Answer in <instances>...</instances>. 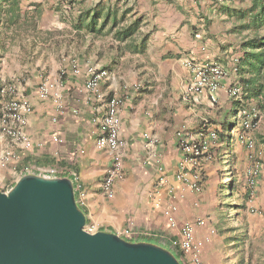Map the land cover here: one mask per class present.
I'll return each instance as SVG.
<instances>
[{"label": "crops", "instance_id": "0c3cea01", "mask_svg": "<svg viewBox=\"0 0 264 264\" xmlns=\"http://www.w3.org/2000/svg\"><path fill=\"white\" fill-rule=\"evenodd\" d=\"M68 1V14L63 15ZM35 6L40 37L32 47L15 49L32 63L22 69L30 76L13 94L31 106L25 133L32 148L22 150L0 134V157L8 150L18 156L6 173L0 171L5 190L25 175L69 179L86 224L95 232L151 244L181 259L170 246L178 238L177 228L164 215L170 209L178 225L192 228L202 262L221 264L226 230L220 193L226 180L224 149L233 156L229 161L243 177V186L248 163L246 151L231 141L228 129L242 106L227 96L232 81L239 84L238 76L222 82L218 105L212 107L207 95L185 92L190 76L183 60L218 63L230 74L243 53L241 45L253 37L264 39V0H21L23 12ZM253 22L263 25L253 29ZM7 52H0L1 87L3 73L13 70ZM72 65L77 75L71 72ZM90 68L107 73L98 84L99 97L85 88ZM62 70L64 77L56 79L55 73ZM46 74L50 79L44 80L52 89L50 96L41 98L38 87ZM114 96L122 101L123 178L114 183L113 196L106 198L100 186L112 156L98 149L96 140L103 131L105 102ZM2 100L0 89V105ZM202 125L215 131L218 140L211 160L204 163L201 192L195 193L175 178L181 159L177 135L195 136ZM150 140L155 143L149 145ZM262 157L255 191L248 195L244 188L245 231L251 235L264 232V149ZM250 207L261 211L260 216Z\"/></svg>", "mask_w": 264, "mask_h": 264}, {"label": "built area", "instance_id": "2783aa9c", "mask_svg": "<svg viewBox=\"0 0 264 264\" xmlns=\"http://www.w3.org/2000/svg\"><path fill=\"white\" fill-rule=\"evenodd\" d=\"M214 1L221 2V0ZM234 64V68L229 74L218 63L196 60L189 57L184 58L183 65L188 69L190 76L189 82L185 87V92L193 97L205 94L211 106L216 107L219 102L217 93L222 82L230 76L233 78V75H237L238 73L236 67L237 61ZM71 72L75 75L79 73L75 65L71 66ZM64 74L65 71H62L61 75L63 76ZM106 77L107 73L104 70L90 68L87 71V78L85 79L87 92L99 97L97 92L98 84ZM234 79L236 78L234 77ZM51 89L52 86L47 81H44L38 87V93L41 98H46L50 96ZM13 94V89L9 87L1 89L3 100L0 105V134L3 138L8 139L12 145L29 151L32 148V144L26 136L25 128L27 125L26 117L31 113V106L25 100L15 99ZM227 96L230 100L239 101L242 104L236 114V123L239 129H241L237 135V143L246 151L249 166L245 172L244 188L246 193L251 195L258 185L263 168L262 152L257 148L253 135L258 128L262 116L253 103H244L241 88L235 80L227 88ZM54 102H58L57 97H54ZM121 103V99L115 96L106 100L105 115L102 120L103 131L101 136L96 140L97 148L108 152L112 156L111 166L107 170L100 186L106 198L113 196L114 183L123 178L121 158L123 142L119 138V111ZM205 125L199 128L198 134L195 136H185L181 133L177 135V149L181 159L175 178L177 182L195 193L201 192L204 163L211 160V151L218 140L217 133L212 130L207 131ZM53 140L58 142L56 138ZM154 143L155 140L149 141V145H153ZM14 159H16L15 154L11 150H8L1 155L0 163L1 165H5ZM28 170V168H24L26 173H28ZM159 171H162V168ZM50 174H53V171L50 170ZM7 191L9 189L4 192ZM82 202L83 197L80 198V204ZM249 210L252 213L255 211L251 207ZM164 215L168 223L172 227L177 228L178 238L171 240L170 246L180 256L181 262L183 264H204L200 258L199 245L194 240L192 228L189 224L178 225L170 209L165 210ZM197 225L203 227L204 222L198 221ZM84 230L88 233H95L93 228L87 224ZM126 234L128 233L126 232Z\"/></svg>", "mask_w": 264, "mask_h": 264}, {"label": "water", "instance_id": "95a60500", "mask_svg": "<svg viewBox=\"0 0 264 264\" xmlns=\"http://www.w3.org/2000/svg\"><path fill=\"white\" fill-rule=\"evenodd\" d=\"M85 225L69 179L25 175L0 189V264H180L160 247Z\"/></svg>", "mask_w": 264, "mask_h": 264}, {"label": "rangeland", "instance_id": "374dc122", "mask_svg": "<svg viewBox=\"0 0 264 264\" xmlns=\"http://www.w3.org/2000/svg\"><path fill=\"white\" fill-rule=\"evenodd\" d=\"M70 3L71 2L69 1L66 2L65 6H67V8L62 9L63 15H65L64 12L68 14L69 5H71ZM17 47L18 46H13L8 49L6 60L8 62V66H10L13 70L9 69L8 72L3 73L4 79L1 81L3 86H0V89H2L3 87H9L14 91L15 88L22 86L23 79H26L27 76H30L29 72H23L22 69H26L25 67L28 64L32 63V60L20 56L15 50ZM16 68L18 69V71L14 70ZM61 72L58 71L55 73L56 79L60 77L61 80L64 77L65 74L62 76ZM48 77L49 76H47L46 74V76H43L42 81L44 79L49 80L50 77ZM261 116L262 117L259 122L258 128L255 130L253 135L256 141L257 148L261 152H263L264 144H262L260 137L264 135V115L261 114ZM228 129L230 131L231 141L233 143H236L239 126L235 121L234 115H232L231 117ZM13 153L15 154V152ZM224 154H226L224 158V178H226V180L225 183L220 186V193L223 194L221 207L223 211H225L226 230L224 233L225 242L222 244L223 257L221 260V264H240V261L241 263L243 262L242 264H264V232L262 234H260V232H255L251 235V233L245 231L247 222H245L246 207L244 205V201H246V199L244 196L245 191L243 186V177L241 175H238V172H236L237 170L233 168L234 163L231 164L229 161V159L233 158V156L231 155L230 157V153L226 149H224ZM15 160L16 159L12 161ZM12 161L10 160L5 165H1L0 163V171L6 173L9 170L8 164H10ZM248 166L249 164L247 163L246 167L248 168ZM247 168L245 169V171L247 170ZM236 175H238V177L233 178ZM0 189L3 191L5 190L4 183H0ZM257 211L258 213L256 211L254 212L257 213L256 215H258L257 217H259L261 211ZM255 223L259 225L261 222L258 221ZM229 227H231L230 230ZM236 239L237 242H235ZM234 242L236 243V245L233 244ZM235 256L236 258H234ZM235 260L237 261V263L235 262Z\"/></svg>", "mask_w": 264, "mask_h": 264}, {"label": "trees", "instance_id": "16d2710c", "mask_svg": "<svg viewBox=\"0 0 264 264\" xmlns=\"http://www.w3.org/2000/svg\"><path fill=\"white\" fill-rule=\"evenodd\" d=\"M39 16L36 6L23 12L21 0H0V52L6 53L13 46L22 50L26 45L32 47L35 39L40 37ZM262 25L253 22L252 28L259 29ZM241 47L243 53L238 60L237 76L242 100L245 104L253 103L264 115V39L253 37ZM260 138L264 144V135ZM174 258L183 264L181 259Z\"/></svg>", "mask_w": 264, "mask_h": 264}]
</instances>
